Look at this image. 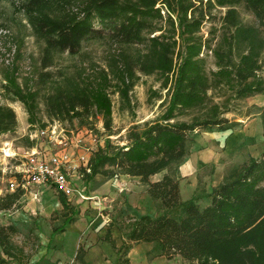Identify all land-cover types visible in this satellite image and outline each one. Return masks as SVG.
Here are the masks:
<instances>
[{
  "label": "trees",
  "instance_id": "1",
  "mask_svg": "<svg viewBox=\"0 0 264 264\" xmlns=\"http://www.w3.org/2000/svg\"><path fill=\"white\" fill-rule=\"evenodd\" d=\"M196 3L201 5L202 0H82L78 13L58 15H51L44 0L26 3L31 23L44 39L43 67L50 64L52 52L77 54L84 40L99 34L94 21L109 26L122 44L145 46L137 54L120 53L111 61L109 72L101 70L94 81H76L67 76L48 87L50 91L42 97L48 118L75 120L79 127L96 132L93 123L99 116L109 137L115 134L109 87L113 86L120 100L129 105L137 70L146 76L157 74L162 89H166V107L157 119L131 126L125 145H116L107 138L80 170L86 182L96 175L137 177L161 211L156 216L121 220L119 228L126 232L119 248L106 233L104 240L118 255L115 264H129L127 254L139 243L152 245L146 255L148 261L179 257L182 264H264V151L230 169L208 195L210 201L205 207L197 205L196 198L182 202L178 180L171 174L150 181L152 176L183 161L189 154L194 132H224L239 124L224 117L229 112L227 101L213 103L209 91H229L234 100L264 94V73L258 74L264 39L255 29L241 24L235 10L243 3L263 22L264 0H206L207 10L225 9L224 37L214 46L198 35L207 13L200 11ZM163 18L168 29L162 32L153 22ZM153 32L161 33L144 37V33ZM202 48H207L215 59L216 71L209 75L200 57ZM47 74L40 75V82H47ZM4 81L7 96L23 105L27 123L33 128L39 123V90L27 84L21 87L13 71L5 75ZM153 94L159 97L156 91ZM16 125L14 111L0 106V134L13 132ZM44 127L45 124L40 125L41 129ZM25 140L30 148L35 145V141ZM13 177L16 189L0 198V212L20 209V186L24 181L20 175ZM60 201L66 208L64 199ZM72 221L67 217L64 225ZM56 231L63 232V228ZM16 232L13 224L0 223V264H28L32 255L13 242Z\"/></svg>",
  "mask_w": 264,
  "mask_h": 264
},
{
  "label": "rangeland",
  "instance_id": "2",
  "mask_svg": "<svg viewBox=\"0 0 264 264\" xmlns=\"http://www.w3.org/2000/svg\"><path fill=\"white\" fill-rule=\"evenodd\" d=\"M205 1L202 0L201 5L196 3L200 11L207 13L198 35L202 41H211V46H214L224 37L222 18L225 9L215 7L207 10ZM27 2L28 0H0V106L11 108L17 122L13 132L0 134V198L16 189L14 175H20L24 181L20 186L23 189V195L19 199L20 209L0 212V223L13 224L17 229L12 237L13 242L22 247L24 253L33 255L42 250L41 243L44 239L52 236L50 235L52 225L55 223L54 220H59V214L66 212L77 215V219H91L94 212L99 211L98 206L91 204L92 201H97L91 199L94 197L95 183L98 180L102 181L99 186L104 187L109 181L107 182L105 177H101L100 180L97 176L86 182L81 177L80 170L86 166L90 155L98 147L103 146L107 138L116 145H125V135L131 126L157 119L165 110L168 96L166 89H162L161 78L157 74L146 76L136 70L137 80L129 92V105L120 100L113 86L107 90L112 105L114 135L106 136L99 116L93 123L96 132L79 127L75 120L61 122L48 118L42 100L43 95L50 91L48 87H54L67 76L76 81L80 79L87 82L94 81L101 70L109 72L111 61L119 58L120 53L137 54L143 52L145 46L122 44L111 34L109 26L94 21L93 26L99 30V34L84 40L77 54L52 52L50 64L43 67L45 43L31 23L26 8ZM44 2L50 8L51 15L76 14L82 5V0H44ZM235 10L240 23L255 29L264 39V21H259L243 3L237 5ZM161 14L165 16L164 11ZM153 23L154 27L161 28L162 32L168 29L164 18ZM160 33L153 32L151 35L144 33V37H153ZM200 57L204 60L208 75L216 71L215 59L207 48H202ZM259 63L261 71L258 74L262 76L264 47ZM12 71L21 87L27 84L39 90L40 98L37 100L39 123L33 128L27 123V114L23 105L13 101L5 92L4 77ZM43 73H48L49 79L45 83L39 80ZM114 83L115 81H112V84ZM153 91H156L159 97L155 96ZM208 94L211 95L213 103L220 104L227 101L229 112L224 117L239 124L224 132H194L189 154L183 161L156 176L161 179L166 173L173 175L178 180L181 201L196 198V203L200 207L206 204V199L210 200L208 195L216 184L214 175L221 174L223 179L230 169L240 166L250 157H259L264 151V94L242 100L232 99L230 92L225 90H212ZM179 120L186 118L179 117ZM41 124H45L44 129L40 128ZM25 139L35 141V145L32 148L28 147ZM49 157L59 159L71 180V185L79 192L71 197H64L69 209L61 210L57 198H63L57 195L55 188L33 179L35 175L30 170L29 158L34 162H42ZM113 180L120 183L124 181L122 187L115 191L121 197H125L124 194L133 189L132 187L143 186L128 176H118ZM106 197L108 194H101L97 199L105 202ZM141 212L156 216L161 211L155 205L154 208L142 206ZM141 212L139 209L135 211L137 216ZM100 214L104 216L107 213L102 211ZM113 214L115 213L110 215ZM124 218L118 212L117 222L120 223ZM177 263L180 264V261L173 264Z\"/></svg>",
  "mask_w": 264,
  "mask_h": 264
},
{
  "label": "crops",
  "instance_id": "3",
  "mask_svg": "<svg viewBox=\"0 0 264 264\" xmlns=\"http://www.w3.org/2000/svg\"><path fill=\"white\" fill-rule=\"evenodd\" d=\"M158 174L150 178L151 182L160 180L156 177ZM102 177L96 175L95 177ZM216 179V184L214 188L221 182L222 175H214ZM125 177V176H124ZM137 182L139 179L137 177H129ZM94 179V178H93ZM102 179V178H101ZM100 179V180H101ZM107 180L108 185L100 187L99 184L102 181H96V188L93 191L94 197L91 199L97 200L92 201L93 206H98V212H94L93 217L90 218H79L77 215L62 213L59 214V220H54L55 223L52 225L51 234L48 238L44 239L41 243V251L37 254H33L29 259L28 264H115L117 261L116 250L112 245L104 240L106 233H109L110 239L115 243V247L119 248L122 244L123 234L126 230L119 228L118 220L116 217L119 214L122 217H139L141 215H146L145 212H141L142 206H148L154 208V203L149 198L146 193V186H134L133 189L129 190L125 197H121L116 194L115 191L119 190L120 183L113 178H104ZM115 182V183H112ZM112 192V193H111ZM108 194L106 201L102 202L98 195ZM113 194V195H111ZM57 195H59L57 193ZM64 199V196L61 195ZM61 210L69 209L68 207L63 208V205L59 198H57ZM205 207L209 204L206 199ZM67 205V204H66ZM139 209L141 212L136 215L135 211ZM66 211V210H65ZM104 211V216L100 213ZM118 211V212H117ZM115 213L113 215H110ZM71 217L73 221L70 224H65V219ZM53 222V221H52ZM62 227L63 232H58L56 229ZM54 233H58L57 235ZM152 245L149 243H139L133 245L127 254L129 264H173L174 262L180 261L179 257H174L172 260H165L161 257L154 258L152 260H147V253L150 251ZM177 260V261H176ZM173 262V263H172ZM178 264V263H177Z\"/></svg>",
  "mask_w": 264,
  "mask_h": 264
},
{
  "label": "built area",
  "instance_id": "4",
  "mask_svg": "<svg viewBox=\"0 0 264 264\" xmlns=\"http://www.w3.org/2000/svg\"><path fill=\"white\" fill-rule=\"evenodd\" d=\"M29 162L30 170L35 175L33 179L36 182L55 188L58 193L67 198L79 193L71 185V180H69L57 157H49L42 162H34L32 158H29Z\"/></svg>",
  "mask_w": 264,
  "mask_h": 264
}]
</instances>
